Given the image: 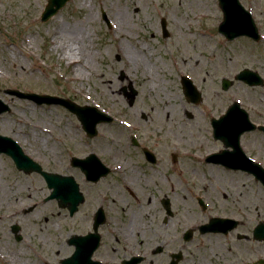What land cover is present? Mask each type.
<instances>
[{
  "label": "rangeland",
  "instance_id": "rangeland-1",
  "mask_svg": "<svg viewBox=\"0 0 264 264\" xmlns=\"http://www.w3.org/2000/svg\"><path fill=\"white\" fill-rule=\"evenodd\" d=\"M239 1L260 29L257 43L245 37L227 41L218 33L222 12L217 0H69L45 23L40 14L47 0H0V100L10 107L0 114V134L15 140L43 170L72 176L83 190V175L71 167L70 158L96 154L112 168L105 179L110 186L129 180L140 196L151 200L158 234L161 227L184 230L185 177L190 165L199 164L185 155L221 147L210 137V117L224 114L238 100L251 120H264V87L234 82L227 91L221 89L222 78L233 79L244 68L264 78V0ZM120 11L127 17L121 24L116 18ZM80 43L90 56L86 69ZM68 57L79 60L69 62ZM76 69H84L85 77L76 76ZM121 72L138 91L132 107L119 93L125 84ZM182 75L201 92L199 106L186 102ZM7 89L69 98L110 114L114 121L98 125L97 136L89 139L67 110L12 97ZM132 136L156 148L157 165L150 166L132 147ZM172 153L178 157L175 164ZM12 163L0 155V217L37 203L34 211L21 212L14 221L22 220L27 233L36 236L66 229L69 220L57 215L54 201L41 205L50 192L42 177L19 172ZM165 197L174 212L167 226L159 204ZM8 233V223L0 221V264H8L22 249L23 243L15 245Z\"/></svg>",
  "mask_w": 264,
  "mask_h": 264
},
{
  "label": "flooded vegetation",
  "instance_id": "flooded-vegetation-1",
  "mask_svg": "<svg viewBox=\"0 0 264 264\" xmlns=\"http://www.w3.org/2000/svg\"><path fill=\"white\" fill-rule=\"evenodd\" d=\"M125 76L121 77L125 84L119 87V93L127 103L132 83ZM252 122L264 124V120ZM212 140L221 147L198 156L199 164L187 169L184 230L161 227L158 234L151 200L140 196L129 180L123 179L124 185L118 186L121 184L118 181L110 186L105 181L110 172L97 181L84 178L87 188L83 190L79 186L83 198L74 213L54 201L57 215L63 213L69 220L66 229L51 228L44 235L39 232L36 236V233H27L22 220L14 221L22 216L21 212L34 211L37 203L20 208L11 216H1L0 221L8 223L13 243H23L19 254L9 257L8 263L264 264V132L256 129L240 135V150L224 148L223 141ZM139 144L135 149L147 161L143 142ZM150 150L155 154L156 148ZM223 151L227 154L219 156ZM213 154L217 155L215 159L207 158ZM121 189L127 196L122 195ZM163 200H159L164 211L162 224L167 226L174 214L166 217ZM44 204L45 198L41 205ZM169 204L172 209L170 200ZM15 226L17 231L13 229ZM259 226L262 232L257 231Z\"/></svg>",
  "mask_w": 264,
  "mask_h": 264
},
{
  "label": "water",
  "instance_id": "water-1",
  "mask_svg": "<svg viewBox=\"0 0 264 264\" xmlns=\"http://www.w3.org/2000/svg\"><path fill=\"white\" fill-rule=\"evenodd\" d=\"M219 7L223 13V21L219 25V32L223 34L228 40H232L236 37L247 36L257 41L259 39L257 28L254 24L251 15L245 11L240 5L238 0H218ZM67 0H48V4L41 16L42 21L49 20L57 11L65 5ZM162 28L164 35H167L165 30V20H162ZM237 80H242L249 85H262L261 78L249 71L244 70L238 74ZM182 85L184 94L191 96L190 100L194 103L199 102V93L189 80L183 78ZM231 85V82L223 80V87L227 89ZM8 94L15 95L22 99H28L35 102L38 105H59L71 113L75 114L88 137H94L97 134L96 126L99 123H109L112 118L106 114L99 112L95 108L88 106H79L68 99H63L54 96L36 95V94H22L18 91H7ZM137 92L132 91L130 95V105L133 103L134 97ZM9 111V107L0 100V114ZM250 123L247 120V116L243 110H240L238 105L230 107L227 114L223 116L219 121H213L214 135L223 140L232 141L234 138L232 134L235 133L236 128L239 129V134L249 126ZM4 152L12 157L17 169L23 170L26 173L37 172L41 174L49 189H53L50 198H57L60 201L62 207H68L71 212L76 209V206L81 201V195L78 191V186L75 184L73 178L65 177L58 174L47 173L41 169V167L31 160L28 156L24 155L21 148L11 139L0 136V153ZM73 166H79L82 171L88 177H96L98 179L99 173H103L105 169L99 163L98 159L94 155H90L87 158L81 160L72 158ZM167 203V202H166Z\"/></svg>",
  "mask_w": 264,
  "mask_h": 264
},
{
  "label": "bare ground",
  "instance_id": "bare-ground-1",
  "mask_svg": "<svg viewBox=\"0 0 264 264\" xmlns=\"http://www.w3.org/2000/svg\"><path fill=\"white\" fill-rule=\"evenodd\" d=\"M84 5H85V3H84ZM116 18L120 21V24L121 23H123V21H125L126 20V15L123 13V12H121L120 11V13L118 12L117 14H116ZM88 19H86V21H87ZM89 21V20H88ZM82 38V37H81ZM79 42H80V40H78ZM81 44V43H80ZM82 45V44H81ZM81 49L82 50H80L83 54H84V64H83V66H84V69H86V68H88L89 67V58H90V56H89V53H88V51H86L85 50V47H84V45H82V47H81ZM80 53V52H79ZM68 60H69V62H73V61H78L79 60V58H77V57H68ZM141 64H142V62H141ZM143 65V64H142ZM144 67V69L145 70H149V67H148V65H144L143 66ZM84 69H76V76H78V77H80V78H84L85 77V71H84ZM135 180H137V179H135Z\"/></svg>",
  "mask_w": 264,
  "mask_h": 264
}]
</instances>
